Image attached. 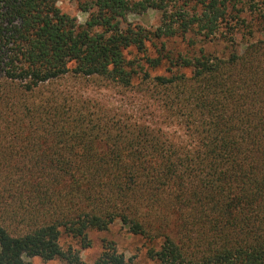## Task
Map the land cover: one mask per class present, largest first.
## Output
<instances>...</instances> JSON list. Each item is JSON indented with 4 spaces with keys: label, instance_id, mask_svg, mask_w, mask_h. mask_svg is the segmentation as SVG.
<instances>
[{
    "label": "trees",
    "instance_id": "trees-1",
    "mask_svg": "<svg viewBox=\"0 0 264 264\" xmlns=\"http://www.w3.org/2000/svg\"><path fill=\"white\" fill-rule=\"evenodd\" d=\"M59 1L0 0V264H136L61 244L115 221L156 264H264V0H92L83 24ZM189 34L230 47L166 51ZM69 77L145 93L184 138L49 89Z\"/></svg>",
    "mask_w": 264,
    "mask_h": 264
},
{
    "label": "rangeland",
    "instance_id": "rangeland-1",
    "mask_svg": "<svg viewBox=\"0 0 264 264\" xmlns=\"http://www.w3.org/2000/svg\"><path fill=\"white\" fill-rule=\"evenodd\" d=\"M60 9L75 16L79 23L86 22L89 11L92 9V0H60L58 2ZM162 19V12L157 9L150 8L144 12H130L121 19L122 23H132L134 25H141L149 29H155L160 25ZM161 42V41H159ZM158 42V45H161ZM191 42H194L191 44ZM167 52L173 54H199L201 48L207 52L224 56L230 47L228 43L222 41H208L196 37L192 34L186 37L177 36L169 38L165 41ZM154 50L155 47L151 46ZM156 74V72H154ZM49 89L60 91L69 98L75 100H91L94 104H100L108 109L114 111L126 112L130 116L152 120L154 124L164 126L165 130L176 134L183 135V130L180 126L170 122L160 123L163 118H159L160 109L158 105L146 96L141 91L136 89L122 90L112 86H104L93 80H81L78 78H66L48 85ZM92 244L88 248H82L80 242L64 234L61 238V244L66 247L72 244L80 250L82 259L87 263L94 262L103 250V245L106 241H113L119 252L126 255L127 258H133L136 264H156L147 255V247L144 239L136 234H133L120 221H115L107 230H92L89 233ZM26 260L33 264H65V261L56 257L54 259L45 260L39 256H24Z\"/></svg>",
    "mask_w": 264,
    "mask_h": 264
}]
</instances>
